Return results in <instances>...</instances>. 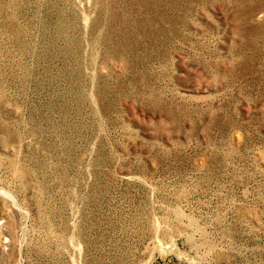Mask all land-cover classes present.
Instances as JSON below:
<instances>
[{"label": "rangeland", "instance_id": "obj_1", "mask_svg": "<svg viewBox=\"0 0 264 264\" xmlns=\"http://www.w3.org/2000/svg\"><path fill=\"white\" fill-rule=\"evenodd\" d=\"M0 264H264V0H0Z\"/></svg>", "mask_w": 264, "mask_h": 264}]
</instances>
